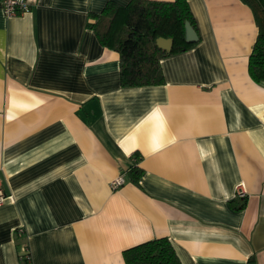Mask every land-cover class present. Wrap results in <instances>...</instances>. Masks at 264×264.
<instances>
[{
	"label": "crops",
	"instance_id": "0c3cea01",
	"mask_svg": "<svg viewBox=\"0 0 264 264\" xmlns=\"http://www.w3.org/2000/svg\"><path fill=\"white\" fill-rule=\"evenodd\" d=\"M107 1L28 0L7 16L0 0V264H24L23 243L31 264H125L157 237L182 264H264L251 9L188 0L198 40L160 60L163 83L122 86L119 53L88 26Z\"/></svg>",
	"mask_w": 264,
	"mask_h": 264
},
{
	"label": "trees",
	"instance_id": "16d2710c",
	"mask_svg": "<svg viewBox=\"0 0 264 264\" xmlns=\"http://www.w3.org/2000/svg\"><path fill=\"white\" fill-rule=\"evenodd\" d=\"M241 1L251 9L258 29L248 58V72L255 82L264 84V0ZM90 16L88 26L103 45L120 55L122 86L163 83L160 60L194 44L185 39V22L196 28L188 0H130L126 4L108 0L99 13ZM159 37L172 39L170 50L157 44ZM130 173L138 182L142 170L133 166ZM15 233L17 237L24 235L19 229ZM122 254L125 264H182L167 237L141 242Z\"/></svg>",
	"mask_w": 264,
	"mask_h": 264
},
{
	"label": "built area",
	"instance_id": "2783aa9c",
	"mask_svg": "<svg viewBox=\"0 0 264 264\" xmlns=\"http://www.w3.org/2000/svg\"><path fill=\"white\" fill-rule=\"evenodd\" d=\"M2 6H3V12L7 16H16L20 15L22 13L27 12L30 9V4L28 0H1ZM124 183L123 176L119 175L116 178L111 180V187L113 189L118 188ZM241 197L244 198L246 196V191L244 189L243 184L237 185L234 197ZM11 195L6 193L2 186L0 181V205L6 200L10 199ZM21 232H23V229H19ZM19 258L24 264H31V256L29 252V248L27 243H23L19 247Z\"/></svg>",
	"mask_w": 264,
	"mask_h": 264
},
{
	"label": "water",
	"instance_id": "95a60500",
	"mask_svg": "<svg viewBox=\"0 0 264 264\" xmlns=\"http://www.w3.org/2000/svg\"><path fill=\"white\" fill-rule=\"evenodd\" d=\"M185 39L189 43H193L198 40L197 32L195 31V29L191 26V24L188 21L185 22ZM163 42H168L169 47L163 46ZM172 42L173 41L171 38L159 37L157 39V44L165 50H169L171 48Z\"/></svg>",
	"mask_w": 264,
	"mask_h": 264
}]
</instances>
